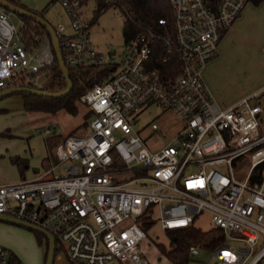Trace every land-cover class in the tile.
Segmentation results:
<instances>
[{
	"label": "built area",
	"instance_id": "2783aa9c",
	"mask_svg": "<svg viewBox=\"0 0 264 264\" xmlns=\"http://www.w3.org/2000/svg\"><path fill=\"white\" fill-rule=\"evenodd\" d=\"M60 1L70 24L53 28L65 65L109 73L78 100L91 115L86 131L53 132L61 137L57 164L34 179L0 183V214L49 231L69 264H152L145 225L194 226L205 211L224 236L215 264H264V92L220 106L203 76L249 0H168L172 23L159 18L161 31L129 36L119 59L94 45L79 1ZM56 60L39 23L16 24L0 7V90L64 89ZM44 77L54 82L46 86ZM153 105L182 123L162 146L149 144L161 136L155 119L137 128ZM0 264H10L2 245Z\"/></svg>",
	"mask_w": 264,
	"mask_h": 264
},
{
	"label": "rangeland",
	"instance_id": "374dc122",
	"mask_svg": "<svg viewBox=\"0 0 264 264\" xmlns=\"http://www.w3.org/2000/svg\"><path fill=\"white\" fill-rule=\"evenodd\" d=\"M16 1L29 10L43 13L44 18L52 27H56L58 24L66 26L70 24V18L60 0ZM97 5L95 0H88L81 8L83 15L91 21L93 20L90 29L92 41L98 50L104 53H115L119 59L125 42L120 9L117 6H112L95 19L94 9ZM260 6L254 5L253 2L246 6L243 11V20L236 31L229 32L228 38L224 39L225 43L223 44L221 41L217 46L219 56L217 55L208 64L210 66V63H213V67L208 70L209 66H205L204 80L214 93L217 91L219 96L217 102L221 106H229L235 103V100L240 96L244 97L261 91L258 89L264 84V7L258 8ZM10 20L19 24L21 18L10 12ZM41 82L50 86L54 80L44 77L41 78ZM65 86L64 81L60 87L65 88ZM54 87L57 88L56 85ZM49 92L57 91L55 88H50ZM21 102L24 107L21 94H13L0 100V110H2L0 112V182L21 180L19 169L12 163L11 157L21 156L23 153H28L24 157L29 159L28 168L24 171L25 179H32L35 176L34 168L40 167L44 160L42 158L45 152L44 136L39 128L48 123L55 124L57 128L62 129L61 123L53 122L49 120L48 115H44L45 120H42L38 127H30L27 130L25 126L29 124V120L19 112V109L22 108ZM80 105L77 102L79 112L76 117L82 119L84 108ZM262 106L264 108V98ZM161 112V109L153 105L139 118L137 128H141L147 122L155 119L161 131V136L154 135L149 140L150 146L166 144L175 136L182 124L174 113L168 111L160 114ZM261 118L264 130V110ZM30 123H32L31 120ZM6 131L9 133H4ZM149 133V129L143 131V135ZM56 172L59 173V169ZM194 226L206 231L212 228L213 224L209 215L203 211L196 217ZM147 235L149 244L144 243V251L150 262L152 264H171L158 247L159 244H162L166 249L170 247L167 232L161 228L160 223L156 221L148 229ZM0 245L7 249L8 254L10 251L16 255L20 264L44 263L46 246L44 243H40L36 234L27 228L0 221ZM197 249L198 254L190 255L188 264H215L213 249L201 247H197ZM55 264L69 263L66 258L58 259L57 257Z\"/></svg>",
	"mask_w": 264,
	"mask_h": 264
},
{
	"label": "trees",
	"instance_id": "16d2710c",
	"mask_svg": "<svg viewBox=\"0 0 264 264\" xmlns=\"http://www.w3.org/2000/svg\"><path fill=\"white\" fill-rule=\"evenodd\" d=\"M13 4L20 6L26 10V7L19 4L16 0H8ZM84 5L88 0H77ZM97 7L94 9L95 19L105 10L112 6H117L120 9L121 17L123 18V35L125 40L129 36L137 35L143 31H161L158 24L159 18H165L170 24L172 23V11L168 0H95ZM209 5H214L219 0H207ZM255 5H258L264 0H252ZM49 5V4H48ZM5 10V9H4ZM10 13V10H6ZM32 11V10H30ZM34 12V11H32ZM41 17L43 13L34 12ZM17 14L23 21L27 23L35 22L33 18ZM93 23V20H92ZM46 32V28L42 26ZM69 69V77L72 81L71 91L64 96L53 98L38 96L31 93H16L21 94L23 98V105L27 111H42L48 113H55L59 110H65L71 115L78 114L77 102L80 96L86 91L87 88L98 83L104 76L109 73L107 67H81ZM53 70L56 71V76L61 78L62 73L58 70V62L56 60ZM64 87V85H63ZM1 112V110H0ZM85 125V122H84ZM71 132L70 134H74ZM60 142V137L55 133L46 137L48 144V155L44 161H51L55 159V148ZM11 161L15 164L20 172L21 177H24V171L27 169L28 161L20 156H12ZM153 224L145 225V229H149ZM32 231V230H31ZM38 241L44 243L46 246V255L48 251V239L41 232H35ZM169 237V249H166L162 244L158 247L163 251L164 256L171 264H188L190 260L189 249L192 246L215 249L223 243L224 236L222 230L217 227H212L206 231L190 225L185 227L173 228L166 231ZM60 254L59 248L56 247L55 259ZM9 263L20 264L19 258L9 251Z\"/></svg>",
	"mask_w": 264,
	"mask_h": 264
},
{
	"label": "water",
	"instance_id": "95a60500",
	"mask_svg": "<svg viewBox=\"0 0 264 264\" xmlns=\"http://www.w3.org/2000/svg\"><path fill=\"white\" fill-rule=\"evenodd\" d=\"M0 7L5 9V10H10L12 13H18L20 15L33 18L37 23H39L41 26L45 27L50 38L52 41L53 49L55 51L56 59L58 62V66L61 69L62 76L65 80L66 86L63 90L57 91V92H49V91H44L40 89H36L33 87H27V86H15V87H9L3 90H0V99L4 98L5 96L16 94V93H31L35 94L38 96H44V97H61L64 95H67L71 89H72V81L70 80L69 77V69L65 65L62 51H61V46H60V41L59 38L54 30V28L48 23V21L44 18L41 17L40 15L30 11L26 10L20 6H17L13 4L12 2L8 0H0ZM0 221L6 222L9 224L21 226L24 228H27L29 230L35 231V232H41L43 233L47 239H48V251L46 255V261L45 264H54L55 263V254H56V240L53 234H51L49 231L36 226L35 224L26 222L24 220L12 217V216H7L4 214H0ZM59 257V256H58Z\"/></svg>",
	"mask_w": 264,
	"mask_h": 264
},
{
	"label": "crops",
	"instance_id": "0c3cea01",
	"mask_svg": "<svg viewBox=\"0 0 264 264\" xmlns=\"http://www.w3.org/2000/svg\"><path fill=\"white\" fill-rule=\"evenodd\" d=\"M250 2H253L252 0H249V2L246 4V6L250 3ZM262 4V5H261ZM255 5V4H254ZM261 5V6H260ZM245 6V8H246ZM258 8H263L264 7V1H262L261 3L258 4ZM254 7V6H252ZM244 8V10H245ZM243 10V11H244ZM243 11L240 15V17L238 18V20L235 22V24L232 26V28L226 32L224 34V36L222 37L221 41L223 42V44L225 43L224 42V39L228 38V35H229V32H234L236 31L237 27L239 26V24L241 23V21L243 20ZM245 13V12H244ZM228 34V35H227ZM220 41V43H221ZM95 45V44H94ZM96 46V45H95ZM97 47V46H96ZM219 56V55H218ZM217 60V59H216ZM210 62V61H209ZM209 62L207 63V65L209 64ZM206 65V66H207ZM209 66V65H208ZM211 67H213V63L211 64L210 63V66L208 68V70L211 69ZM207 87L209 88L208 84L206 83ZM210 92H212V95H214L215 97V100L217 101V98L219 99V96L217 95V91L216 93L213 92V90H211L209 88ZM258 90H261L259 92H264V84L261 85L259 87ZM255 93V92H254ZM258 93V92H257ZM13 95V94H12ZM10 96V95H8ZM8 96H5L4 98L8 97ZM241 98H243V96H240L238 97L236 100H235V103L238 102ZM264 98V96H263ZM262 98V100H263ZM3 99V98H2ZM0 99V100H2ZM218 103V102H217ZM219 104V103H218ZM220 105V104H219ZM261 105H262V101H261ZM24 106V105H23ZM81 107L84 108V112L82 114V119H79L76 117V115H71L69 114L68 112H66L65 110H59L55 113H48V112H42V111H27L24 107H22V102H21V109H19V112L22 113L24 116H26V119L29 120V124L25 126V128L28 130V128H34V127H38L40 123H42V120H45V117L44 115H48L50 118L49 120L53 121V122H56V123H61L62 124V129L61 128H57V126L55 124H48L45 125V126H42L39 128L40 132L43 134L44 136V145H45V152L42 156V158L45 159V157L48 155V144L46 143V137L50 136L51 134H53V132L55 131V129L57 130H62L63 134H69L71 132H75L74 134L76 135H81L83 134L86 129H87V120L90 118V113L88 112V110L83 106V105H80ZM221 106V105H220ZM4 110V109H3ZM263 106H262V112L260 114V123H261V129L263 130V127H262V118H261V115L263 113ZM2 111V110H1ZM5 111V110H4ZM79 112V111H78ZM84 117H85V120H84ZM30 120L32 123H30ZM84 122H85V125H84ZM46 128H50L51 129V132L50 133H46ZM264 131V130H263ZM4 133H9V131H6ZM60 140H61V137H60ZM28 155V153H23L21 154L20 157H24L25 155ZM22 157V158H23ZM41 158V159H42ZM25 159V157H24ZM27 160V159H26ZM29 160V159H28ZM27 160V161H28ZM51 164H57V160H56V157L54 160H51V161H44L41 163V166L40 167H36L34 168V178L38 177L39 175H41L43 172H45ZM27 168H28V164H27ZM58 169H60V167L58 166ZM19 173V172H18ZM21 179H25V176ZM0 183H8V182H0ZM58 257V256H57ZM58 259H62V257H58ZM67 261V260H66ZM68 263V261H67ZM55 264V263H54Z\"/></svg>",
	"mask_w": 264,
	"mask_h": 264
}]
</instances>
